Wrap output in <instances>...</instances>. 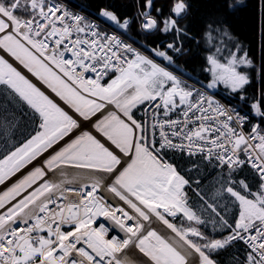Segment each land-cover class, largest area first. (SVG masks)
Masks as SVG:
<instances>
[{"label":"snow or ice","instance_id":"6c2138e0","mask_svg":"<svg viewBox=\"0 0 264 264\" xmlns=\"http://www.w3.org/2000/svg\"><path fill=\"white\" fill-rule=\"evenodd\" d=\"M0 264H264V0H0Z\"/></svg>","mask_w":264,"mask_h":264},{"label":"trees","instance_id":"16d2710c","mask_svg":"<svg viewBox=\"0 0 264 264\" xmlns=\"http://www.w3.org/2000/svg\"><path fill=\"white\" fill-rule=\"evenodd\" d=\"M71 2L77 6L81 4L82 2H85V0H71ZM246 17H247V12H243L240 14L239 19L237 20V27L240 31L241 38H248L250 36V33L248 31V28L246 26Z\"/></svg>","mask_w":264,"mask_h":264},{"label":"built area","instance_id":"2783aa9c","mask_svg":"<svg viewBox=\"0 0 264 264\" xmlns=\"http://www.w3.org/2000/svg\"><path fill=\"white\" fill-rule=\"evenodd\" d=\"M73 6H75L74 4H72Z\"/></svg>","mask_w":264,"mask_h":264}]
</instances>
